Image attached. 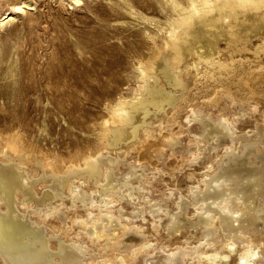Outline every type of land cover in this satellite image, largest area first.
<instances>
[{"label": "bare ground", "instance_id": "obj_1", "mask_svg": "<svg viewBox=\"0 0 264 264\" xmlns=\"http://www.w3.org/2000/svg\"><path fill=\"white\" fill-rule=\"evenodd\" d=\"M2 1L3 0H0V8L7 6L6 4H10L13 8V11L0 18V30L17 22V17L21 14L26 17L25 22L28 26L31 27L34 24L35 21L33 19V10H35L37 0H24L22 4H20V2L17 0H5L3 3ZM63 1H66L65 5L70 8H80L86 3H84L85 0ZM89 1L91 2V0ZM105 1L108 2L107 4L110 3L112 6H114L110 7L109 9L116 13L117 18L114 21L118 23L119 26L125 27L127 29H129V27H137V29L130 32L129 36H131L132 39L127 41L125 44V49L119 50L120 52L124 53L128 60L127 64L130 67V81H133V85H129L128 88L126 87V93H117L113 98L104 100L101 105L102 111L104 112L98 119L92 120V129H90L89 132L81 131V134H86L87 138L81 139V141L78 140L73 145L74 148L65 153H60L54 148L44 146L38 140H36L35 137L30 136L31 120L29 122V118L26 116L23 110L15 111V109L12 108L13 113H10V115L3 114L0 116V264H87L83 261L84 258L81 257L78 246L68 244L63 240L47 238L44 235L45 226L39 225L43 219V221L45 220L47 222L46 225H48L52 232H55V234H57L56 232L60 231L63 234L60 235L64 236V239L68 234L73 235L72 238L75 237L74 234L77 232L78 228H74L75 220L77 219L76 215L73 214L74 212L71 213L69 211L70 213L68 212L67 215V210V216L65 215L67 218L66 221H60L57 218L58 216H56L57 210H55V207L57 204H54L52 209H48V207L46 209L42 208L43 202H53L62 195L58 189L56 192L48 188V185L50 184H54L56 186L59 185V180L57 179L59 175L68 173L70 174L69 176H72L71 173L74 172V175L77 174L75 177H78V179L76 178L78 181H75V177H72L75 182H73V184L71 186L69 185L68 187L65 184L64 188H67L70 191V195L73 197L72 200H76L78 203L82 204L83 197L80 195V191L83 188L81 187L82 184L87 183L89 179H93L96 176L99 178L98 181H103L109 175L108 168H111L112 162H115L113 158L108 156L107 149L114 151L113 149H116V147L121 144L125 149L123 155L127 156L134 151L136 152V158L138 162L147 160L152 165L153 161L150 159H153L154 153H156V151L167 147L166 145L168 141L173 139L174 136L177 137L178 135L185 133L184 131L186 128V123L182 124L183 121L180 122L178 120L179 114L181 112H185L189 115V113L195 111L196 108H208L209 106H207V103H217L219 98L221 99V97L224 95L230 99V102H226L224 100L225 103H223V105L220 104V106H222L220 107V113H217V116L222 117L223 121H226V123L227 121L230 122L231 117L235 114L231 111V107H229V103L232 104L234 101L254 99L255 101L253 102H255V104L250 103L249 110H258L264 112V108L259 106L264 100V0ZM61 3L62 2H60V4ZM59 6L62 7V4ZM124 29L120 28V30L125 31ZM19 32L20 30L18 25H15L11 35H18ZM11 35L7 37L8 41L0 38V74L6 81L0 86V97L4 100L6 99L9 102L19 101L22 99L24 93L27 91L29 92V87L25 83V80L29 79V76H27L26 72L34 71V68H32L33 62L29 58H27L28 60L21 64V57L18 53V43H10ZM109 41L111 40L109 39ZM76 51L78 54H80L81 49L78 48ZM55 54L51 55V61L57 58V54ZM56 64L59 66V68H61L60 63L52 62L48 66L49 69L47 72H59L57 70L58 66ZM82 72L88 71L87 69H84ZM189 76H191L190 78H193L194 80V82L191 81L193 83H191L193 85L192 88L191 84L188 83V81L186 82V77L188 80ZM20 77L22 80H20ZM46 86H48L47 88L51 90V94L56 101L55 103L61 105L63 102L62 97L64 95L60 90L62 87H60L59 79L54 80L52 77L50 82H47ZM22 106L24 107V105ZM167 106L169 107V109H167L169 111L165 110V107ZM152 109H154L155 112L158 110L160 112H165V116L163 115L159 121H155L156 124L155 122L153 123L155 125H153L151 122H148L145 118L146 115L150 114L151 112L154 113ZM167 112H169V116L167 115ZM186 114L184 115L185 118ZM195 117L197 121L195 133L207 139H216L217 144H223V146L220 145V147L217 148V159H210V157V162H208L207 165L202 164L199 168L200 172L196 176H191L194 178V181L192 180L194 185L196 183L200 188L204 189L203 186L207 183L215 182L216 184H219L220 181H228L233 184L234 187L227 192L224 191L222 193H218V191H214L213 193H210L212 191L211 190L205 196L200 198L196 197L192 199V197H189L192 200L187 205H185L184 210L187 212L186 214L190 216V214L192 215L196 213L198 209L202 207L204 202L203 200L207 197H221L219 200L217 199V201L218 203L223 204H226L227 201L232 198V195H235L238 199L240 198L245 201L250 200L252 204H254V201H257V198H264V146H258V142H250L248 144H244L242 148L235 153L233 152L235 150H231L232 148L236 149L235 140L231 137H228L229 139H227L225 138L226 136L221 137L219 135L224 132L223 129H225V122H218L215 125V123L212 124L209 122L205 116L196 114ZM189 119L191 120L193 118L188 116L186 121ZM255 119H257V117ZM182 120H184V118ZM174 125H176L178 128H176L177 130L174 129ZM44 130V128H41L40 132H43ZM194 139L195 138L191 139L190 141H195ZM173 142L174 141H170V145H174L175 143ZM260 148H262L261 151H259ZM253 154V157H249ZM191 155L192 153L187 154L183 149L178 155L174 154L172 150L170 153V157H175L178 159L181 158L182 162L184 160L190 159ZM28 170L30 173L27 172ZM138 170L137 172H139ZM206 171L209 173L212 171L215 172V175L210 177L209 181L206 179V175L204 176V172ZM31 172L32 177L30 176ZM41 172L46 177L47 175H50L49 178L47 177V179H50L51 181L50 184L44 185L43 177L37 176V174H40ZM133 172L136 173L135 168L131 169L130 167L124 172V174L128 175L127 179L124 176L127 180V183L133 180ZM151 172L153 173V171ZM143 176H145V173ZM61 178H64V176H61ZM145 178L146 177H144V179ZM60 180L62 182V179ZM67 180H69V178L66 179L65 177L64 181L66 182ZM142 181L144 182V180ZM69 184H71L70 181ZM77 184H79V186ZM100 184H102V182ZM38 186H40V188ZM85 186H87V184ZM117 187L119 188V186ZM138 188L139 190L141 189V187ZM123 189L125 190V188ZM90 191L91 190H89V192ZM141 191L142 190H140V192ZM82 192L87 194L85 191ZM104 192L107 193L106 191ZM116 192L117 190L113 193L116 194ZM145 193L147 192L145 191ZM191 193L193 194L194 192L191 191ZM110 194L111 195L108 193L110 199H103L105 201L100 205V207L105 208V211L107 212L113 213L118 209L117 207L120 205V201L117 199L118 197H116L115 194ZM117 195L119 196V194ZM224 195L225 197H223ZM145 197L147 198V196ZM222 197L225 199L223 200ZM30 201H37L40 203L39 209H32L30 211H27V209L24 210L25 207L29 208L28 204H30ZM17 203H20V205L17 206ZM87 203L88 201H86L85 204ZM21 204L22 208L19 207ZM89 204V206L85 205L84 207H80L81 209L79 210L78 205L76 206V211H78L77 213H79L81 217L79 224L81 228H85L86 224L89 222L87 217H90V213L95 211L94 215H96L97 206L95 207L92 205H95L94 202ZM145 205H143L144 208H146ZM175 206H177V204ZM220 206L221 204L219 207ZM223 206L224 205H222V207ZM254 206L258 212H264V200H260L254 204ZM103 208L101 210H103ZM130 208L132 209V206ZM178 208L179 207L177 206V209ZM97 209H99V207ZM123 210L126 211L127 207L126 209L124 207ZM166 210L167 209L162 208L160 214H158V211V213L152 215V218L150 217V219H152V221L158 220L162 214L166 213ZM202 210L203 209H201V211ZM30 212H32V215H34L33 212L37 215V217L34 216L37 218L35 222H33ZM116 213L117 212H115V214ZM221 213H223L222 208ZM129 214L130 213L127 215L126 213V215L121 216L120 223L122 224L115 222L114 226H112V229L116 232V235H114L116 238L125 233L124 230L130 227L133 223L139 225V222L130 218ZM170 217L171 215L169 216V219ZM215 217L217 218H215L216 221L214 220L213 222L212 220L214 225L219 223L218 216ZM225 219L228 232L236 230L245 231L244 226L234 227L233 222L235 219L232 217H225ZM92 221L93 220L91 219V222ZM100 221L102 220L100 219ZM169 222L170 221H168L167 224H169ZM205 223L207 222L199 221L196 224L189 226L185 225L184 223L181 224L180 227L183 228V226H185V233H181V236H183L182 241L178 240V236L172 238V236L169 237L168 235V237H166V235H155L153 238L147 235L148 238L146 237L143 239L135 237L133 238L134 245L137 244L138 246L135 247L136 251L134 253L137 254L139 252H151V254L143 260V264H196L197 261L207 263L208 256L210 257V254H212L214 251L220 254L218 255L220 257L217 258L216 256L220 264H225V262H227L232 256L235 257L233 260L234 264H256V262L261 261V259H263L262 263L264 262V247L262 248L264 245V236H261L260 238L257 236L258 239L256 238L252 240L249 239L250 236L245 234L244 236H247L249 239V244L244 243L245 240L239 237L233 238L234 240H231L232 242L230 244L229 241L231 236H228L226 237V243H223L224 246H219V248L222 247L223 251L220 252L219 250L221 249L213 247V249L211 248L212 250L205 251L204 249L206 247L208 248V244H211V242H207L208 238L206 239V235L203 237H200L202 235H199V237L197 235L202 231ZM209 224L210 223H208V225ZM90 225H92V223H90ZM106 225H108V223ZM191 227H193L194 231L195 229L197 230L199 228V230H201L198 233L192 231V236H194L192 239L185 236ZM139 228L141 229V227ZM97 229L99 236H104L102 237L104 239L108 237L107 236L105 238L106 228L102 230H100L101 228ZM180 229L177 230V234L181 231ZM76 234H78V232ZM217 235L219 236L218 233ZM204 237L207 241H204ZM66 239H68V237ZM91 239L95 242V239L90 238V240ZM100 240L102 241L101 238ZM158 241H162V246H160L158 251H152L153 246L158 243ZM96 242L98 243L99 241L97 240ZM116 243H119V241ZM176 243L181 245L182 250L177 252H166V249ZM189 245H194L193 247L195 249L192 251V254H188V252L191 250L185 249V246ZM112 249L114 250V248ZM85 253H88V251ZM112 253H114V251ZM95 257L96 256L94 255L93 258ZM98 257L100 256L98 255ZM122 257L124 258L125 262L128 263L133 258V252H131V254H123ZM252 257L253 259L251 260ZM114 260H112L113 264L115 262ZM102 261L104 262L106 259L105 257L102 258L101 254L100 260L97 258L89 261L90 263H88L100 264ZM108 261H110V259ZM218 261L217 263H219Z\"/></svg>", "mask_w": 264, "mask_h": 264}, {"label": "rangeland", "instance_id": "obj_2", "mask_svg": "<svg viewBox=\"0 0 264 264\" xmlns=\"http://www.w3.org/2000/svg\"><path fill=\"white\" fill-rule=\"evenodd\" d=\"M4 1L5 0H3L2 3ZM17 1L20 2V4H22V2L24 0H17ZM50 1L51 0H37L36 5H35V10H33L34 11L33 19L35 22L31 27L26 24V22H25L26 17L21 14L17 17V22H15L13 25H8L5 28L0 30V31H2V32H0V38L8 41L7 37L9 35H11V32L14 30L15 25H18L20 32L18 35L17 34L14 36L11 35L10 43H15V42L18 43V46H19L18 47V53L21 57V64L24 63L26 60H28L27 58H29L33 62L32 68H34L33 72H26L27 76H29L28 77L29 79L28 80L26 79L25 83L29 87V89H28L29 92L27 91L26 93H24L21 100L9 102L6 99L4 100L3 98L0 97V107H1L0 108V116H2L3 114L10 115V113H13L12 108L15 109V111L23 110V112H25L26 116L29 118V122L31 120V122H30L31 123V128H30L31 134H30V136L35 137V139L38 140L44 146H47L49 148H54L57 152L65 153V152H69V150H72L74 148L73 145L78 140L81 141V139L87 138V135L81 134V131L89 132L90 129H92V120L98 119L100 117V115L103 114L104 111H102V107H101L102 102H104V100H106V99L113 98L114 96H116L117 93H121V92L126 93L128 86L133 85V81H130L131 77H130V72H129L130 67L127 64L128 60L125 57L124 53L120 52L119 50L125 49V44L127 43V41L132 39L131 36H129L130 32L137 29V27H135V28L129 27V29H127L125 27L119 26L118 23H116L114 21L117 18L116 13L109 9L110 7H114V6H112L110 3L107 4L108 2L105 0H91V2L89 0H85L84 1V3L86 2L85 5L83 4L84 6L82 5V7H80V8L79 7H77V8L71 7L70 8L67 5H65L66 1H63V0L62 1L61 0H55V1L52 0L51 2ZM60 2H62L61 3L62 7L59 6V5H61ZM6 5L7 6H3V8H0V16H1L0 18L6 16L7 14H9L10 12L13 11V8L11 7L10 4H6ZM18 22H19V24H18ZM120 28H122V29L125 28L124 29L125 31L120 30ZM109 39L111 41H109ZM95 45H96V47H95ZM77 47L81 49L80 54H78V52L76 51L78 49ZM67 51H68V53H67ZM55 53L57 54V56H56L57 58L51 61V55L55 54ZM49 62H50V64L52 62L60 63L61 68H59V66L56 64L58 66L57 70L59 72H49L48 73L47 70L49 69L48 66L50 65ZM84 69H87L88 72H82V71H84ZM60 71H63V72H60ZM32 73H33V75H32ZM56 74H57V76H56ZM52 77L54 80L59 79L60 87H62L60 90L64 96L62 97L63 102L61 105H58L55 103L56 101L51 94V90L49 88H47L48 86H46L47 82H50ZM190 77L191 76H189L188 80L186 77V82L188 81V83L191 84L192 82H194V80H193V78H190ZM15 78H18V77H15ZM20 80H22L21 77H20ZM5 82L6 81L3 79L2 75L0 74V86ZM192 84H191V88L193 86ZM0 89H1V87H0ZM224 100L226 102H230V99L226 95H224L223 97H221V99L219 98V100H218L219 102L217 101V103L216 102H212L209 104L207 103V106H209L208 107L209 109L199 107V109L196 108L195 111L190 112L189 115L186 114L185 112H181L179 114L178 120L180 122L183 121L182 124L186 123L185 124L186 128L184 127L185 133H182L181 135H178L177 137L174 136L173 137L174 140L173 139L170 140L171 142L174 141L173 142V143H175L174 145H170V141H168V143L166 145L167 147H165L162 150H158V151H156V153H154L153 159L152 158L150 159L153 161V163H152L153 166L147 160H142V162H138L137 158H136V152H134V151H133V153H130L127 156L123 155L125 149H124L123 145H121V144H120L121 146L119 145L118 147H116V149H113L114 151H112L111 149H107L108 156L115 160V162H112V167L108 168V174L110 175V177L108 175V177L105 178L103 180L104 181L103 182V181H98L99 178L96 176L93 179H89L87 181V183L82 184L81 187H83V188L80 191V195L83 197L82 204L78 203V201H76V200L75 201L72 200L73 197H72V195H70V191L67 188H64L65 184L68 187L69 185L71 186L73 184V182L78 181L77 180L78 177H75L77 174L74 175L75 172L71 173L72 176H69L70 174H68V173L59 175L57 177V179L59 180L58 186H56L54 184L53 185L50 184L51 183L50 179H47V177L49 178L50 175H47V177H46V176H44V174L42 172L40 174H37V176L43 177V179H44L43 184L44 185L50 184V185H48L49 189L56 191V192L58 189L62 193V195L53 202L52 201H50L49 203L43 202L42 208L46 209L48 207V209H52V206H54V204L55 205L57 204L55 207V210H57L56 216H58L57 218L60 221H64V220L66 221V219H67L66 216L68 215L69 211L71 213L74 212L73 214L76 215V218H77L75 220L74 228L75 229L78 228L77 229L78 234H76L77 233L76 232L74 234L75 237L72 238L73 235L68 234L70 237L67 235L64 239V236L60 235V234H62V232L59 231V232H56L57 234H55V232H52L50 227L48 225H46L47 222L45 220L43 221V219H42V222L40 224L39 223L38 224L41 226H45L44 235L50 239L54 238L55 240H63L64 242H66L68 244H73L75 246H78V248L80 250V255L82 258H84L83 261L87 264H89L90 263L89 261H91L93 259L98 258V260H100L101 254H102V258L105 257L107 262L102 261L103 263L101 262L100 264H105V263L106 264H113L112 260H114V259H115L114 261L116 262V263L114 262V264H121V263L125 264L126 262L122 256H123V254H129V253L131 254V252H133V258L126 264H143V260L146 259L151 254V252H146V253L139 252V253H137L138 255L135 254L134 253L136 251L135 247L138 245L137 244L134 245L133 238L136 237L139 239H143L146 237L148 238L147 235L151 236V238H153L155 235H157V236L166 235V237L172 236V238L175 236H178L179 237L178 240L182 241L183 236H181L182 235L181 233H183V234L185 233L184 232L185 226H183V228H182V227H180V225L183 223L185 225L189 226L192 224H196L199 221H206L207 222L204 224V226H203L204 228L202 229V231L199 230L200 228L197 230L195 229V231H194L193 227H191L190 230L185 234V236L187 238H191V239L194 238V236H192L193 235L192 231H194L195 233H198L199 231H201L200 232L201 234L200 233L197 234L198 237H199V235H202L200 237H203L206 235L205 237H206V239L208 238L207 239L208 241L205 239V237H204V241L211 242V244H208L209 246L207 245L208 248L206 247L204 249L205 251L212 250L213 248L221 249V250H219L220 252L223 251V249H222V247L224 246L223 243L224 244L226 243V237H228V236H231V239L229 241L230 244L232 242L231 240H234L233 238H236V237L244 239L245 240L244 243L249 244V242H248L249 239H252V240L256 239V238L258 239V237L260 238L261 236H264V218H263L264 212H262V213L258 212V210L254 206V204L259 202L260 200H264V198H257V201H254V204H252L250 200L245 201V200L240 199V198L238 199L235 195H232V198H230V200H228L226 204H223V203H218V201H217V199L219 200L221 197L220 198L207 197L203 200L204 202L202 201L203 205L200 209H198V211L196 213H194L192 215L190 214V216H189L186 214L187 212H185V210H184L185 205H187L189 202H191V200L193 198L203 197L207 193H209L211 190L212 191L210 193H213L214 191H218V193H222L224 191L227 192L228 190H230L231 188L234 187V185L228 181H224V182L220 181L219 184H216L215 182L214 183H207L203 186L204 187V189H203V188H200L199 185L196 183H195V185H196V187H195L194 182H193L194 178L191 177L193 175L196 176L200 172L199 168L201 167L202 164L207 165V163L210 162L209 161L210 159H212V158L217 159V157H216L217 156L216 154L218 151L217 148H219L220 145L223 146V144H217L216 139H207V138H204V137L200 136L199 134L195 133L196 123H197L195 115L197 114V115L205 116V118L208 119L209 122H211L212 124L215 123V125L218 122H225L226 123V121H223L222 117L217 116L218 115L217 113H220V110H219L220 107L223 105V103H225ZM253 101H255V100L254 99H249V100L243 99L242 101L241 100L240 101H234L232 104L229 103L230 104L229 107H231V109H232L231 111L233 113H235L236 115L234 114L231 117L230 122L227 121V123H226L227 125L226 124L224 125V128H225V129H223L224 132L222 134H219V135L221 137L226 136L225 138H227V139H229L228 137H231L232 139L235 140L237 150L234 148L231 149L232 151L235 150V151H233L235 153L238 152V150L241 149L244 144H248L250 142H258L257 143L258 146H264V112L258 111V110H249L250 103L255 104V102H253ZM247 102H248V104H247ZM220 104H222V105L220 106ZM22 105H24V107ZM259 106L264 108V100L261 102V104ZM245 107H247V108H245ZM212 108H214V109H212ZM167 109H169L168 106L165 107V110L169 111ZM152 110L154 111V113L151 112L150 114L146 115V117H145L146 120L148 122H151L152 124L155 121H159L160 118L163 117V115L165 116V112H163V111L160 112L158 110L155 112L154 109H152ZM248 112H249V114H248ZM185 114H186V118L184 116ZM250 114H252V115H250ZM261 114H262L263 118L261 117ZM167 115L168 116L170 115L169 112H167ZM188 116H190L193 119H191V120L189 119L188 121H186ZM252 117L254 120L252 119ZM256 117L258 120L255 119ZM183 118H184V120H182ZM249 118L252 120V122ZM152 120H153V122H152ZM155 124H156V122H155ZM155 124H153V125H155ZM188 124L190 127L188 126ZM237 127H241V128H237ZM41 128H44L45 130L43 132H40ZM176 128H177L176 125H174L175 130L178 129V128L177 129ZM190 130L192 131V133ZM186 131L189 133H187ZM228 131H229V133H228ZM197 137H198V139H197ZM193 138H195L194 139L195 141H190ZM69 142H70V145H69ZM211 146H212V148H211ZM174 148H176V149H174ZM182 149L187 154L192 153L190 159L184 160L185 162L184 161L182 162L181 158L178 159L175 157L174 158L170 157L171 150H172V152H174V154L178 155L179 152L182 151ZM261 150H262V148L259 149V151H261ZM119 154H121V155H119ZM253 156H254V154L250 155L249 157H253ZM118 163H119V165H118ZM185 164H187V165H185ZM196 164H198V165H196ZM154 166H155V168H154ZM129 167L131 169L135 168V171H136V173L133 172V176H132L133 180H131L132 183L130 181H129V183H127L126 179H127L128 175L124 174V172L127 171ZM136 169L137 170L139 169L138 170L139 172H137ZM151 171H153V173ZM27 172L30 173L29 170ZM116 172H118V173H116ZM186 172H187V174H186ZM192 172H194V173H192ZM144 173H145V176H143ZM148 174H149V176H151V175L152 176L149 177ZM210 174H212V175H210ZM205 175H206V179L209 181V178L214 176L215 172L212 171L211 173H209L208 171H206V172H204V176ZM30 176L32 177V172H31ZM61 176L62 177L64 176V178H61ZM124 176L126 177V179ZM140 176L142 177V179ZM65 177H66V179L69 178V180H67L66 182L64 181ZM72 177L73 178L75 177L74 178L75 181ZM144 177H146V178L144 179ZM60 179H62V182ZM46 180H48V181H46ZM111 180H112V182H111ZM142 180H144V182ZM147 180H148V182H147ZM69 181L71 182V184H69ZM95 182H96V184H95ZM101 182H102V184H100ZM140 182H141V184H140ZM111 183H113V184H111ZM86 184H87V186H85ZM90 184H92V185H90ZM94 184H95V186H94ZM129 184H130V186H129ZM136 184H138L139 186ZM77 185L79 186V184H77ZM191 185H193L194 187ZM102 186H105V187H102ZM117 186H119V188ZM38 187L40 188V186H38ZM131 187H132V189H131ZM133 187L135 190L133 189ZM138 187H141V189H140V190H142L141 192H140ZM121 188L123 191L121 190ZM123 188H125V190ZM89 190H91V191L89 192ZM103 190L106 191L107 193H105ZM111 190H112V192H111ZM116 190H117L116 194L113 193ZM82 191H85L88 195ZM145 191L147 193H145ZM191 191L194 192L195 194L194 193L192 194ZM137 192H138V195H137ZM148 192H150V193H148ZM163 192L164 193L166 192L165 193L166 195ZM108 193H109V195H111L110 193L115 194L116 197H118L117 199H119V201H120L119 204L122 206L121 207L120 205H118V207H117L118 209L115 210L113 213L107 212V211H105V208L100 207V205L102 203H104L105 200L110 199ZM117 194H119V196ZM190 194H192L193 196ZM103 195H104V197H103ZM105 195H107V196H105ZM69 196H70V198H69ZM124 196H126V197H124ZM134 196L136 199L134 198ZM145 196H147V198ZM140 197H141V200H140ZM189 197L190 198L192 197V199H190ZM223 197H225V195ZM88 198H90V199H88ZM131 198H132V200H131ZM93 199L96 201H94ZM103 199H105V200H103ZM144 199L146 202L144 201ZM207 199H208V201H207ZM224 199L225 198H223V200ZM86 201H88L87 204H85ZM122 201L124 202V204ZM175 201H177V202H175ZM93 202L95 203V205L92 204ZM96 202L99 204H97ZM29 203H30V204H28L29 208L25 207L24 210L27 209V211H30L32 209H39V207H40V203H38L37 201H30ZM89 203H91L95 207L97 206V208L99 207V209L96 208V215H94L95 211L93 210L94 212L90 213V217L89 216L87 217V220L89 219L88 221L90 223H92V225H90V223L88 222L89 224L87 223L88 225L86 224L85 228H81L79 225L81 217H80L79 213H77L78 211H76L77 210L76 206L78 205V210H79V209H81L80 207H84L85 205L89 206L90 205ZM217 203H218V205H217ZM31 204H32V206H31ZM176 204L179 207L178 209H177V206H175ZM220 204H221V206L219 207ZM18 205H20V203H17V206ZM143 205H145L146 208H144ZM222 205H224V206L222 207ZM242 205H244V206H242ZM65 206H66V208H65ZM131 206H132V209L130 208ZM19 207L22 208V204ZM124 207H125V209L127 207L126 211H128V212L123 210ZM102 208L104 211L101 210ZM162 208L167 209L166 213L162 214L158 218V220L152 221V219H150V217L152 218V215L157 214L158 211H159L158 214H160ZM221 208H222L223 213H221ZM201 209H203V210L201 211ZM177 210H178V212H177ZM66 211H67V215H66ZM167 211H168V214H167ZM102 212H103V214H102ZM115 212H117V213L115 214ZM125 212L127 213V215H128V213H130L129 214L130 218L139 222V225L133 223L134 225L132 224L130 227H128L129 229L127 228L124 230L125 233L121 234L119 236L120 238L118 237L119 238V240H118V238H116V236H114V235H116V232H115V230L112 229L113 228L112 226H114L115 222H119V224H122V223H120L121 222L120 219H121V216L126 215ZM150 212H151V214H150ZM30 213L32 215V212H30ZM122 213H124V214H122ZM33 214L34 215H32L31 218H32L33 222H35L37 219L36 218L37 215L34 212H33ZM185 214H186V216H185ZM131 215H132V217H131ZM170 215L172 218L170 217V219H169ZM34 216H36V217H34ZM215 216H218V221H219L218 224H215L217 227L212 223V220L214 222V220L216 221V219H217ZM64 217H65V219H64ZM192 217H193V219H192ZM225 217H232L233 219H235V221L233 222L234 227L244 226L245 231H241V230L237 231L236 230V231H229L230 232L229 233L227 228H226ZM94 218H96V219H94ZM135 218L136 219L138 218V219L136 220ZM91 219L93 220L92 222H91ZM100 219L102 221H100ZM106 219H107V221H106ZM208 220H210V221H208ZM168 221H170L169 222L170 225L167 224ZM107 223H108V225H106ZM208 223H210V224L208 225ZM78 225H79V227H78ZM136 226H137V228H136ZM151 226H152V228H151ZM139 227H141V229ZM97 228H101L100 230L106 228L105 238L107 236L108 237L106 239H104V238H102L104 236H102V237L99 236L97 233V231H98ZM174 229H176V230H174ZM178 229H180L181 231L178 232V234H177ZM216 232L219 234V236L217 235ZM148 233H150V234H148ZM242 233H243V235H242ZM212 234H214V235H212ZM245 234L250 236V238L248 239L247 236L245 237L244 236ZM67 237H68V239H66ZM98 237H100L102 239V241ZM90 238L95 239V242H94V240L91 239L93 241L92 242L90 240ZM96 239L99 241L98 243L96 242L97 241ZM246 239H247V241H246ZM178 240H176V241L179 242ZM118 241H119V243H116ZM202 241H200V242H202ZM156 244H155L156 246L155 245L153 246L152 251L153 250L158 251L160 249V246H162V241H158V243H156ZM90 246H93V247H90ZM193 246H191V245L185 246V249L191 250L190 252H188V254L193 253L192 251L195 249ZM219 246H222V247L219 248ZM254 246H256V245H254ZM171 247H169L170 249L169 248L166 249L167 250L166 252H168V251L177 252L179 250H182V247L179 243L178 244L176 243ZM263 247H264V245L262 246V248ZM112 248H114V250ZM250 248H252V247H250ZM107 249H108V251H107ZM101 250H103V251H101ZM112 250L114 251V253H112L113 252ZM87 251L89 254L85 253ZM116 251H118V252L121 251V252L118 253ZM115 252H116V254H115ZM216 253H217V255H216ZM120 254H122V255H120ZM94 255L97 258L96 257L93 258ZM98 255L100 257H98ZM206 255H208V254H206ZM218 255H220V254L218 252L214 251L212 254H210V257L208 256L207 263H202L201 261H197L196 264H201V263L202 264H208L209 261H210L209 264H212V263L213 264H220V262L217 259L218 257H220ZM216 256H217V258H216ZM86 257H88L89 259ZM108 258L110 259L111 262L108 261L109 260ZM234 258H235L234 256L230 257V259L227 261L228 263L225 262V264H229V263L234 264L233 263ZM215 259H217V260H215ZM252 259H253V257L251 258V260ZM262 260L263 259H261V261H257L256 264H264V262L262 263ZM217 261L219 263H217ZM230 261H232V262H230ZM117 262H119V263H117ZM94 264H96V263H94Z\"/></svg>", "mask_w": 264, "mask_h": 264}, {"label": "snow or ice", "instance_id": "obj_3", "mask_svg": "<svg viewBox=\"0 0 264 264\" xmlns=\"http://www.w3.org/2000/svg\"><path fill=\"white\" fill-rule=\"evenodd\" d=\"M17 10H22V9H17Z\"/></svg>", "mask_w": 264, "mask_h": 264}]
</instances>
